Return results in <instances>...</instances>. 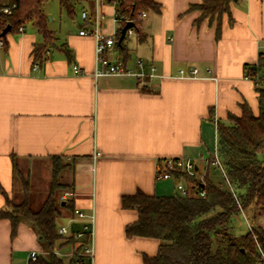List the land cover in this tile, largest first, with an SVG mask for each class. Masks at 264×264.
Here are the masks:
<instances>
[{
	"label": "crops",
	"instance_id": "crops-1",
	"mask_svg": "<svg viewBox=\"0 0 264 264\" xmlns=\"http://www.w3.org/2000/svg\"><path fill=\"white\" fill-rule=\"evenodd\" d=\"M157 1L161 11H147L142 19L143 40L136 34L126 40L125 53L116 47L108 52L135 74L95 76L96 41L80 34L81 13L86 10L92 23L95 0H78L79 21L72 18L77 27L61 33L48 24L55 37L44 61L34 64V47L43 42L35 25L7 33L0 48V187L12 198L23 172L41 181L42 165L64 156L72 163L65 200L95 214L92 264H144V254L155 255L158 238L126 235L138 212L123 207V196L138 190L175 195V179L157 178L158 160L167 157L194 161L216 182L208 160L218 148V124H231L230 115H241L243 103L259 112V93L245 73L264 58V0H233L234 23L224 14L220 39L216 21L196 24L200 11L188 10L202 0ZM101 11L103 32L115 36V3ZM74 66L83 71L75 73ZM151 66L156 70L150 77ZM194 67L196 76L179 75L180 68ZM5 206L0 190V208ZM58 223L74 233L85 221L66 213ZM11 230V221L0 219V264H31L32 251L43 254L29 223L21 222L14 238Z\"/></svg>",
	"mask_w": 264,
	"mask_h": 264
},
{
	"label": "trees",
	"instance_id": "trees-1",
	"mask_svg": "<svg viewBox=\"0 0 264 264\" xmlns=\"http://www.w3.org/2000/svg\"><path fill=\"white\" fill-rule=\"evenodd\" d=\"M15 2L12 14L5 16L2 27L11 25L9 33H19L20 26L33 23L43 38L42 43L34 47V64L45 60L49 46L54 42V32L48 27V17L44 12L47 0H9ZM61 9L71 18L76 15L78 0H58ZM233 0H202L191 4L190 10H199L200 15L195 20L199 24L208 19L210 24L216 21V38L222 35V20L228 14L230 24L234 23L231 12ZM116 5V21L118 27L115 34V45L125 53L126 36L118 42L123 27L132 22L140 40L142 13L144 11H161V3L157 0H107ZM130 20V21H129ZM2 32H0V37ZM7 35L4 36L6 39ZM6 45V42H5ZM69 59L72 57L68 53ZM259 66L264 68V58ZM250 66L246 69H252ZM259 96V112L255 114L248 103L242 104L241 115H230L231 124H218V153L221 158L229 189L214 182L205 173L202 182L200 176H189L178 171V180L184 179L189 189L186 195L180 192L171 196L148 195L138 190L133 195L122 198V205L138 212V219L125 228L128 237L146 236L160 240L158 252L155 255L144 254V264H259L260 243L264 249V85L256 87ZM64 156H52L51 188L40 207H33V199L27 186L23 198L14 200L0 187L6 197V206L0 208V219H9L12 224L11 236L18 234L21 222L29 223L37 232L38 239L48 255L40 254L31 264H65L63 255L56 249L67 244H75L74 235L66 236L59 232L58 219L66 213L74 214L73 199H58L59 189L71 185L58 182V176L72 163L63 164ZM26 185L28 182L25 183ZM194 184V186L192 185ZM233 190H231V188ZM204 190V197L198 194ZM65 202V203H63ZM243 216L248 231L234 233V219ZM250 227H249V225ZM86 234L83 241L68 264H90L88 259L79 253L83 245L89 242ZM63 247L62 249H65ZM60 253V252H59ZM68 257V256H67Z\"/></svg>",
	"mask_w": 264,
	"mask_h": 264
},
{
	"label": "built area",
	"instance_id": "built-area-1",
	"mask_svg": "<svg viewBox=\"0 0 264 264\" xmlns=\"http://www.w3.org/2000/svg\"><path fill=\"white\" fill-rule=\"evenodd\" d=\"M96 1V11L95 14L92 16V23L89 19L88 12L86 10H83L81 13V16L83 18V21L85 23V27H83L80 30L81 35H92L96 41V47H95V54H96V68L94 71L95 76H102V75H127V74H135V72L129 68L126 63L122 60L113 61L108 57V52L114 47L116 39L115 36L106 35L102 30V19H103V13L101 11L103 5L107 3V0H95ZM16 7V3H11L9 0H0V32H3L4 29L2 27L5 25L4 18L7 15L12 14L14 8ZM147 11H144L142 13V16H146ZM130 21V20H129ZM89 22L92 25L91 29H88L87 25ZM20 32L24 31V26H20L19 28ZM2 35V34H1ZM136 35L135 30L131 27L127 30L126 36L131 37ZM5 35H2L0 37V48L5 46L6 39L4 38ZM137 65L139 68L143 69L144 61L143 59H138ZM261 66H255L252 69L248 70V72L245 73L246 78L252 80L254 82L255 87H260L264 85V68ZM156 70L155 66H151V74L150 77L154 75V72ZM83 70L79 66H74V72L75 73H81ZM143 74V72H142ZM198 74V68L194 67L191 68L188 72L185 68L179 69V75L181 77H193ZM99 155L97 153L95 156ZM208 164L210 166L217 167L221 170V172L224 175V178L226 179L227 183L230 185L229 180L226 176L225 169L223 167L221 158L218 153V149L214 151L210 159L208 160ZM180 171L183 172L189 176H200V180L204 182L203 177L204 173H200L197 165L194 161L189 159H184L180 157H167L158 160L157 165V178L160 179H175L176 180V187L178 192H180L183 195H186L189 193V189L187 185L185 184V181L183 178L180 180L177 179L176 173ZM194 186V184H192ZM231 188V187H230ZM231 190H233L231 188ZM198 194L202 197L206 195V192L204 190H199ZM70 195V192H66L62 197L63 199L67 198V196ZM74 215L78 217L79 219H82L85 221V223L82 226V230L76 231L74 233L70 232V228L68 225H61L59 227V232L66 236L74 235V237L78 240H82L86 234H89L90 240L86 244L83 245L82 251L79 253L81 256H84L88 259L90 264L93 263L94 258V224H95V214H87L83 212L82 210L76 208L74 210ZM72 220V219H71ZM249 225V223H248ZM250 227V225H249ZM258 244L259 248V264H264V249L260 243ZM39 256V253L37 251H32L30 253V260H36ZM79 264H82V262H78Z\"/></svg>",
	"mask_w": 264,
	"mask_h": 264
},
{
	"label": "rangeland",
	"instance_id": "rangeland-1",
	"mask_svg": "<svg viewBox=\"0 0 264 264\" xmlns=\"http://www.w3.org/2000/svg\"><path fill=\"white\" fill-rule=\"evenodd\" d=\"M46 9L48 12V15L51 16L48 17V24L51 27V29H55L57 30V32L62 31L61 33H63L64 31L69 29V26H75L77 27L74 23L72 18L64 11L61 9L59 1L58 0H48L46 2ZM81 11V7L78 8L77 10V15L75 16V21H79V13ZM77 21V22H78ZM33 24L27 23L26 24V28L28 30H33ZM62 161L63 164H69L70 162H68V160H66L65 158L60 159ZM54 164V160H52V158L50 159V161H48V163H45L44 165H42L41 168V181H36V179H34V177L36 178V176L33 177V175L28 178V174L26 172H23V179L20 180L18 179V191L16 193V195L18 196L19 199L23 198L24 196V190L23 189V181L26 182V179L32 180L30 184V182H28V184L26 185V188L28 186L29 190H30V197L33 199V207L38 208L41 206V204L43 203L44 199L47 197L48 192L51 188V182H52V167ZM70 167L65 168L62 173L59 174L58 176V182H61L63 185H67L69 184L70 180H71V174L69 172ZM213 169L211 171V174H216V178L215 181L219 184H221L224 188H228L229 189V184L227 183L226 179L224 178L223 173L221 172V170L217 167L213 166ZM31 175V174H30ZM36 183H35V182ZM69 192V188L65 187L62 189H59V193H58V199L61 200L63 199V194L65 192ZM15 195V196H16ZM14 196V197H15ZM12 197V199L14 200H19L17 197L14 198ZM234 233L236 234H241V233H245L248 231L247 226L245 224V221L243 219V216H238L234 219V229H233ZM60 243L63 242V247H66L65 249L62 248H58L56 249L57 253L60 254L59 252H62V254L66 253L68 251L69 248L72 249V251L74 252L77 248V243L75 244H67V240L66 239H61L59 240ZM59 251V252H58ZM73 252L71 254H73ZM43 255H48L47 251L43 250ZM63 259L65 264L69 263V257L63 255Z\"/></svg>",
	"mask_w": 264,
	"mask_h": 264
},
{
	"label": "water",
	"instance_id": "water-1",
	"mask_svg": "<svg viewBox=\"0 0 264 264\" xmlns=\"http://www.w3.org/2000/svg\"><path fill=\"white\" fill-rule=\"evenodd\" d=\"M133 26V23L132 22H128L124 27H123V29H122V32H121V36H120V38H119V40H118V42L119 43H121L122 41H123V39L126 37V33H127V30L129 29V28H131ZM11 25L10 24H8L7 26H6V28L4 29V31L2 32V35H7V33H9L10 31H11ZM63 203H65V202H63Z\"/></svg>",
	"mask_w": 264,
	"mask_h": 264
}]
</instances>
